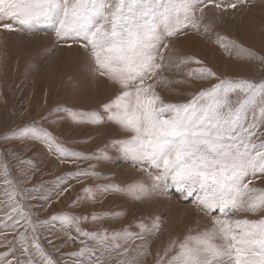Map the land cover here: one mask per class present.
<instances>
[{
	"label": "rangeland",
	"instance_id": "374dc122",
	"mask_svg": "<svg viewBox=\"0 0 264 264\" xmlns=\"http://www.w3.org/2000/svg\"><path fill=\"white\" fill-rule=\"evenodd\" d=\"M195 21L197 27H186L160 41L152 54L161 68L146 73L142 83L136 80L133 88L152 86L164 104L180 105L221 80L264 81V0H203L195 11ZM3 24H11L12 30L0 26V262L6 256L13 261L18 257L21 264L28 260L45 264L48 259L53 264H78L80 258L75 254L87 246L96 249L97 256L102 254V264H117L119 260L157 264L173 241L178 243L186 235L212 227V220L220 213H208L197 204L203 192L188 196L187 189L178 190L171 177L153 188L148 172L155 176L159 171L124 158L114 142L127 139L131 133L106 119L92 125L74 123L67 115L93 110L105 115L103 105L121 91L115 81L99 74L83 41L58 39L57 25L52 23L21 26L10 19L0 20ZM200 69L215 75L197 78L195 73ZM240 95H230V107H236ZM59 117L65 118L53 123ZM248 119L251 122V112ZM257 124L251 139L255 145L264 142V123ZM25 127L47 130L66 152L85 158L58 155L55 145L50 150L40 140L19 139ZM82 170L97 173L98 178L73 179ZM249 181L251 188L264 190V176L249 175L244 183ZM136 182L149 189L140 199L127 192ZM112 185L121 191L97 187ZM85 188L91 192L83 191ZM94 215L102 218L92 219ZM66 216L87 218L80 219L79 227L89 233L127 229L140 235L121 236L115 242L109 239L106 248L98 243L99 237L79 235L75 223L64 225ZM262 217L264 209L253 213L241 208L229 210L226 218ZM26 219L31 223H25ZM14 221L19 224L13 227ZM157 221L158 230L153 228ZM21 233H25L22 241L17 239ZM34 236L44 256L31 245ZM22 243L28 245L27 255L22 254ZM113 243L122 247L114 249ZM124 248L129 251L125 253ZM166 261L164 257L162 264Z\"/></svg>",
	"mask_w": 264,
	"mask_h": 264
},
{
	"label": "snow or ice",
	"instance_id": "6c2138e0",
	"mask_svg": "<svg viewBox=\"0 0 264 264\" xmlns=\"http://www.w3.org/2000/svg\"><path fill=\"white\" fill-rule=\"evenodd\" d=\"M200 4L203 0H0V20L10 19L21 26L52 23L57 25L58 39L83 41L82 46L91 50L99 74L115 81L121 91L103 105L105 115L95 110L68 112L67 115L74 123L96 125L106 119L118 124L131 133L127 139L114 142L124 158L146 163L159 171L155 176L148 172L153 188L171 177L178 190L187 189L188 196L203 192L196 202L208 213L219 211L220 217L212 220L210 229L186 235L178 243L173 241L164 252L166 264H264V217L234 221L226 218L229 210L242 208L255 213L264 209V190L251 188L250 181L244 183L249 175L264 176V142L259 145L251 142L257 121L264 123V81L221 80L201 90L187 104L180 105L164 104L152 86L132 87L136 80L142 83L146 73L161 68L152 53L165 36H175L186 27L198 26L195 11ZM0 26L12 30L11 24ZM195 74L197 78L215 75L207 69ZM237 93L241 95L236 107L232 108L230 95ZM249 112L252 113L251 122ZM64 118L59 117L53 123ZM18 138L40 140L50 150L55 145L58 155L85 158L74 151L66 152L45 129L25 127ZM88 175L98 178L99 174L82 170L73 179ZM5 183L9 181L6 179ZM97 187L121 191L115 185ZM83 191L91 192V189ZM148 191L139 182L127 189L135 199ZM12 211L17 212V209ZM19 215L24 216L22 209ZM8 218L13 219L11 214ZM100 218L99 215L92 217ZM80 219L87 218L66 216L63 224L75 223L79 235L88 239L99 237L98 243L106 248L109 239L115 242L121 236L127 239L140 235L128 233L127 229L89 233L79 227ZM25 223L31 221L26 219ZM16 224L19 221H14L13 227ZM141 228L144 230L143 225ZM153 228L159 229L158 221ZM24 235L21 233L17 239L22 241ZM31 245L41 256L45 255L38 237H33ZM112 247L122 246L113 243ZM21 248L22 254L27 255L28 245L22 243ZM96 251L87 246L81 248L75 254L80 258L78 264H84L85 260L88 264H93V260L95 264H102V254L97 256ZM128 251L124 248L125 253ZM164 257L157 260V264H162ZM0 264H21V260L18 257L8 260L5 256ZM25 264L33 262L28 260ZM45 264H53V261L48 259ZM117 264H125V261L119 260Z\"/></svg>",
	"mask_w": 264,
	"mask_h": 264
},
{
	"label": "crops",
	"instance_id": "0c3cea01",
	"mask_svg": "<svg viewBox=\"0 0 264 264\" xmlns=\"http://www.w3.org/2000/svg\"><path fill=\"white\" fill-rule=\"evenodd\" d=\"M133 264V263H132Z\"/></svg>",
	"mask_w": 264,
	"mask_h": 264
}]
</instances>
